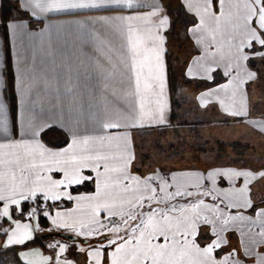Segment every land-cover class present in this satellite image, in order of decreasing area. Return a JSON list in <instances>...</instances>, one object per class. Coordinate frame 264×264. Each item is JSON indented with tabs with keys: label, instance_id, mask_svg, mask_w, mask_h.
I'll return each instance as SVG.
<instances>
[{
	"label": "snow or ice",
	"instance_id": "snow-or-ice-1",
	"mask_svg": "<svg viewBox=\"0 0 264 264\" xmlns=\"http://www.w3.org/2000/svg\"><path fill=\"white\" fill-rule=\"evenodd\" d=\"M184 4L188 11L194 8L197 17L187 29L201 49L193 59L196 73L201 79L213 80L214 73L223 68L229 77L226 84L201 93V106L216 96L228 115L247 116L246 86L259 78L249 65L256 60L264 64V0H195V4L184 0ZM19 7L30 9L33 17L101 8L126 10L127 14L89 22L100 25L95 38L106 51H92L93 62L85 73L86 97H75L70 72L49 76L42 70L38 77L35 52L31 58L17 53L14 86L23 108L19 139L15 138V107L10 121L6 98L11 61L0 63V221L8 223V227L0 223V234L6 237L0 248L15 253L14 246L26 245L33 232L39 231L38 224L34 229L30 222L22 223L19 213L27 221L42 215L55 229L69 230L86 240L99 237L98 244L86 254L88 264H264V206L254 204L250 196L256 170L182 173L190 183L179 181L175 172L141 175L133 170L132 133L167 123L166 38L162 30L169 24V14L162 2L153 3L147 11L140 0H25ZM27 15L22 13L9 25L21 42L36 35L29 31L31 25L24 19ZM104 29L111 30L118 46L105 38ZM193 66L188 67L189 76ZM116 76L123 95L109 83ZM58 77L69 86L67 93L74 96L66 119ZM92 81L100 82L99 86ZM53 89L57 94L49 103L53 110L60 107L62 126L71 137L60 150L48 148L39 139L45 126H50L36 111L44 107L41 91ZM221 91L224 97H220ZM98 93L104 101L112 97L121 102L116 118L105 115L98 106ZM258 175L264 179V170ZM218 178L227 181L231 190L217 193ZM88 182L95 185L89 195L73 196L69 191ZM62 199L75 201L77 207L53 215L48 210L53 205L44 206ZM248 210L253 215H246ZM237 224L248 226L247 233L241 229L245 237L242 247L218 257V250L227 243L225 234ZM205 230L207 235L202 237ZM49 247L59 249L54 264H73L67 258L61 260L67 245L57 242ZM33 256L39 259L29 258ZM19 258L23 264H53V257L39 252H20Z\"/></svg>",
	"mask_w": 264,
	"mask_h": 264
},
{
	"label": "crops",
	"instance_id": "crops-1",
	"mask_svg": "<svg viewBox=\"0 0 264 264\" xmlns=\"http://www.w3.org/2000/svg\"><path fill=\"white\" fill-rule=\"evenodd\" d=\"M14 2L16 7V13L13 16L14 18L11 20H7L6 22L2 21L1 13H0V63H7L11 61V73L9 76L10 86L6 91V98L9 103V117L10 121L13 116V106L15 107V126H16V139H19L22 131V117L21 113L23 108L21 106V97L19 91L15 88V77L17 76L16 71V59L17 53H21L22 55H28L31 58L33 52H35L36 59H35V70L37 76L39 77L41 71H46L49 76L53 74V72L59 73L61 76H65L66 74L71 75L72 82L74 86V94L75 97H79L83 94L85 97L87 96V89L84 87L86 80H85V73L90 71V66L92 65V58L91 54L92 51L95 49H100L101 51H106L103 46V43L100 39L95 38V30L100 28L99 24L94 26L90 25V21L98 20L99 17H115L118 15L127 14V11H119L115 9L109 8H101V9H90V10H76L73 12H62V13H49L47 16L40 15L37 17L31 16L30 9L20 8L19 5H22L25 0H11ZM167 8L169 14V24L162 30V35L165 36V52H164V64L166 70V79H167V104L168 108L166 111L167 123L162 126H146L143 128L136 129L133 133V139L135 140L137 137L136 132L141 130H145L146 132H153L162 128H167L170 124V113L171 107L174 98L177 100H182L186 97V93H191L193 98V105L201 106L200 103V95L208 91L209 89L219 88L221 85H224L228 82L229 77H226L223 74V68L220 71L216 72L217 75L219 73V79L217 82L212 80H205L201 79L199 74L196 73L195 67L193 66V59L197 57L201 49L195 43V39L191 32L187 31L192 27L193 21L197 20L195 16V9L193 8L192 11H188L186 5L184 4V0H140V5L143 7L145 11L150 10V5L153 3H161ZM193 4H195V0H193ZM19 8V10H18ZM28 12V15L24 17L26 21H28L31 25L29 31L33 32L34 37L29 40L25 38L23 42H21V38H19L13 30L9 27V25L17 22L15 20L16 17H19L22 13ZM50 17V19H49ZM45 25H50V27L45 28ZM83 25V28L81 27ZM104 36L106 39L111 40L113 45L118 46V39L112 34L110 29H104ZM53 53L49 55V53ZM98 55V54H97ZM31 63L29 67H31ZM193 66V74L191 76L188 75V67ZM214 73V74H216ZM175 77V80H174ZM173 78V79H172ZM103 78L101 77L100 82H102ZM212 82L205 86V82ZM29 82H31L29 80ZM97 81H92L91 83H99ZM110 85L113 88L119 90V94L123 95V90L121 89V85L119 84V77L116 76L109 81ZM176 89V97L172 94L171 89L174 86ZM58 87H59V95L61 97L63 107H64V116L65 119L67 118V109L69 106V101L74 98L73 94L67 93L68 85H65L63 79H59L58 77ZM56 91L53 89L49 93H44L41 91V96L43 98V110L41 108H37L36 111L40 114L41 118L44 120L49 121V125H46L44 130L40 134V141L45 144L48 148L53 150H60L67 146V143L71 142L70 134L66 131V129L62 126L61 122V110L58 106L55 110L52 109L51 103L49 101L56 95ZM220 97H224L225 93L221 91L219 93ZM35 94H33V97ZM110 101V102H109ZM97 103L98 106L103 109L104 114L107 116H111L112 118H116L117 116V107L121 103L120 101H116L112 97H109L108 101H104L100 94H97ZM208 105H214L218 107L222 114L226 117L235 118L233 116L228 115L224 107L221 106L218 101L217 97L213 96L210 99ZM194 106V107H195ZM249 106V105H248ZM205 107V106H203ZM88 113L85 111V117L87 118ZM248 117L247 116H243ZM243 117H236L242 118ZM75 118V115H74ZM91 121L89 120V124ZM53 131H56L60 136L61 140L66 141L64 146L62 147H52L50 143H53L54 136L56 135ZM262 137L264 138V131L262 132ZM167 164V163H166ZM168 166V165H166ZM135 169V168H134ZM133 169V170H134ZM223 170V169H238V170H251L248 168H237L232 165L230 166H199L197 164H191L184 166L180 163L176 164V166H172L171 168H166L162 173H177V178L179 181L183 183H190L191 181L189 178L182 176V173H206L208 171L213 170ZM253 170V169H252ZM264 169H257V177L251 183V190L250 196L254 204L264 206V191H258L257 193H253V188L256 187L261 182H264V179H261L258 175V172ZM91 186L93 188V192L95 190V185L92 182ZM238 184L241 182H237ZM72 187H76L75 185ZM221 189H230L231 186L228 184L227 181L219 179L216 185V192L219 193ZM70 191V189H69ZM92 193V192H91ZM88 193H79V194H72L73 196L78 195H89ZM248 195L247 193L245 194ZM66 201L70 203V206L67 208L62 209H54L52 214L54 215L56 211L65 212L66 210H71L76 208L75 201H68V200H60ZM53 203V201H50ZM59 202V201H55ZM206 202L211 203V201L206 200ZM78 214L73 213V216H77ZM246 215H253L251 210H248ZM50 220V219H49ZM30 222L33 228H36V220L32 221H22ZM236 228V229H235ZM238 232L237 239L239 241V248H241V241L245 239V237L241 234V229L244 233L248 232V226L246 224H237L232 229H230L225 236L228 234L227 243L222 247V251L225 253L229 249L237 248L234 244H231L232 236L234 235L233 231ZM64 230V229H61ZM68 233L73 232L69 230H64ZM35 236V231L33 232V238ZM235 236V235H234ZM84 238V237H83ZM6 240V237L3 236L2 244ZM28 242V241H27ZM59 241H54L52 244L49 245H56ZM60 244L67 245V250L61 256V260L63 261L65 258L68 260H72V256L74 254H83L85 259H87L88 264V257L87 252L94 248L96 245H89L86 247H82L84 252H81L79 249L80 247L74 245H68L63 242H59ZM48 246H44V248L34 247L22 250L20 252H39L43 256L53 257V264L55 260V253L59 251L58 247L52 248ZM232 247L230 248V246ZM4 249V248H0ZM109 252L111 249L108 250ZM19 252V253H20ZM18 253V258H19ZM224 253V254H225ZM224 254L220 255L222 257ZM30 259H39V257H29ZM20 260V258H19ZM22 263L23 261L20 260ZM74 263V262H73ZM251 264V262H250Z\"/></svg>",
	"mask_w": 264,
	"mask_h": 264
},
{
	"label": "rangeland",
	"instance_id": "rangeland-1",
	"mask_svg": "<svg viewBox=\"0 0 264 264\" xmlns=\"http://www.w3.org/2000/svg\"><path fill=\"white\" fill-rule=\"evenodd\" d=\"M255 66L259 78L246 86L248 117L243 119L226 117L214 105L195 106L193 105L194 97L191 93H186L187 101L192 102L193 107H188V104L182 105L177 118L170 120L167 128L153 132L145 130L136 132L137 137L133 139L134 171L137 174L146 175L154 171L162 172L178 163L184 166L195 163L204 167L209 165H244V168L248 169L264 167V138L261 131V125L264 124V64L256 60ZM218 79L219 73L214 74L212 81L217 82ZM210 83L212 82H205L204 85L208 86ZM217 143L224 144L222 157L219 156ZM232 145H236V148ZM262 190L264 191V182L254 187L252 194ZM47 222L53 227L51 220ZM235 229L233 231L235 236L231 234V244L236 245V249H240L238 232ZM206 235L207 230L202 233V237ZM229 236L227 234L226 239ZM52 243H44V245L48 246ZM77 246L82 248L84 245ZM224 253L222 251V254ZM72 260L73 264L87 263L83 254H74ZM0 264H11L10 257L0 255Z\"/></svg>",
	"mask_w": 264,
	"mask_h": 264
},
{
	"label": "trees",
	"instance_id": "trees-1",
	"mask_svg": "<svg viewBox=\"0 0 264 264\" xmlns=\"http://www.w3.org/2000/svg\"><path fill=\"white\" fill-rule=\"evenodd\" d=\"M16 7L14 2H12L11 0H0V13H1V17H2V21L6 22L7 20H11L13 19L15 13H16ZM249 67L252 68L253 71H256V66H255V62L250 64ZM173 79V78H172ZM175 80V77H174ZM248 90V88H247ZM172 94H174V97H176V89H175V83L174 86L171 89ZM188 99L185 97L182 100H177L176 98H174L173 103H172V107H171V113H170V120H173L175 118H177L178 113H179V109L181 108L182 105L184 104H188V107H193L192 106V102H188ZM56 135L54 136V140L53 143H50L52 147H62L64 146L65 142L64 140H61V136L56 132L53 131ZM232 147L236 148V145H232ZM224 144L222 143H217V150L220 152L219 156L222 157L224 154L222 153V151L224 150ZM239 152V151H238ZM240 154V153H238ZM225 166H230V165H225ZM234 167L237 168H244L245 166H237V165H232ZM253 170H257V169H264V167L259 168V167H253L251 168ZM70 191L72 192V194H79V193H88L90 191H92V186L91 183H87L84 185H79L76 187H72L70 188ZM206 200L211 201L210 198H207ZM48 205H53L52 207L48 208V210L52 213V211L54 209H62V208H67L70 206L69 202L66 201H59V202H46L45 203V207H47ZM23 206V205H22ZM28 206L31 207V203L28 202ZM17 218H20L22 221H26L27 219L25 217H19V213H17ZM47 220H49L48 218L43 217L42 215L37 219L36 225H39V231H35V236L32 240L26 242V245H21V246H14L15 249V253L13 250H9V249H2L0 251V255L2 256H9L10 257V261L11 264H23L19 258H18V251H22L25 249H29V248H34V247H39V248H44V243H49V242H54V241H59V242H63L66 243L68 245H84L83 247L89 246V245H97L99 242V237H94V238H90L88 239L86 244H83L81 241H75V242H69L66 241L64 239H62L59 234H67V231L61 230V229H55L54 227L50 226L49 223L47 222ZM0 223L4 224V227H8V223L4 222V221H0ZM51 227V228H50ZM49 229H52L51 231H49ZM57 234V235H56ZM70 234V233H69ZM43 235H45V238H43ZM71 235H75L72 234ZM76 236V235H75ZM78 237V236H77ZM80 238V237H78ZM3 239V235H0V242ZM80 239L82 240H86L85 238L81 237ZM78 247V246H77ZM224 252V251H223ZM222 254V251L217 252V256L219 257Z\"/></svg>",
	"mask_w": 264,
	"mask_h": 264
},
{
	"label": "water",
	"instance_id": "water-1",
	"mask_svg": "<svg viewBox=\"0 0 264 264\" xmlns=\"http://www.w3.org/2000/svg\"><path fill=\"white\" fill-rule=\"evenodd\" d=\"M59 236L62 239L69 241V242L81 241L83 244H86L88 242L87 240H82V239L78 238L77 236L71 235V234H59ZM43 238H45V235H43Z\"/></svg>",
	"mask_w": 264,
	"mask_h": 264
}]
</instances>
